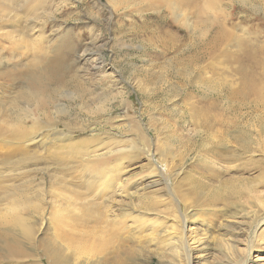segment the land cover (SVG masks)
<instances>
[{"label":"rangeland","instance_id":"1","mask_svg":"<svg viewBox=\"0 0 264 264\" xmlns=\"http://www.w3.org/2000/svg\"><path fill=\"white\" fill-rule=\"evenodd\" d=\"M260 93L264 0H0V264H264Z\"/></svg>","mask_w":264,"mask_h":264},{"label":"bare ground","instance_id":"2","mask_svg":"<svg viewBox=\"0 0 264 264\" xmlns=\"http://www.w3.org/2000/svg\"><path fill=\"white\" fill-rule=\"evenodd\" d=\"M190 28V27H189ZM191 29V31H192V28H190ZM216 42L215 41H212L210 44H215ZM205 48H206V46H205ZM197 56V55H196ZM196 56H195V58H196ZM196 61H199V60H196ZM97 68H99V67H97ZM105 75H103V77H104ZM106 77V76H105ZM222 87V86H221ZM231 96H234V95H236V93L235 92H231V94H230ZM246 99L247 98H244V99H242V101H246ZM255 102L257 103V104H261V105H263L264 106V95L263 94H259V96H257V98H256V100H255ZM246 103V102H245ZM215 123H217V119H215V120H213V122L211 123L210 121H206L205 122V125H206V127H211L212 125H215ZM206 132V134L208 135V137H206V139H204L205 141H203L201 144H200V147L204 150V151H212V150H210V148L208 147V145L209 146H211V142L213 143V147H214V145H215V143L217 144V143H219V141H217L216 140V135H213V132H212V130H207V131H205ZM205 135V134H204ZM173 136V135H172ZM175 137V136H174ZM215 137V138H214ZM205 138V137H204ZM182 140H184V139H182ZM206 140H209V141H206ZM211 141V142H210ZM222 141V140H221ZM188 142V143H187ZM187 142H185L184 144H190L189 142L190 141H187ZM192 142V141H191ZM208 142V143H207ZM179 143L180 144H183L181 141H179ZM221 143V142H220ZM183 144V145H184ZM187 145L185 146V147H187ZM190 146V145H189ZM133 147V146H132ZM188 148V147H187ZM216 148L217 147H215V148H213V149H215L216 150ZM218 150V149H217ZM125 152V151H124ZM215 153H216V151H215ZM214 153V154H215ZM219 153V152H218ZM217 153V154H218ZM120 157V156H119ZM235 158H237V157H235ZM207 163V165H208V163H209V165L210 164H213L210 160L209 161H207L206 162ZM207 166V168L208 169H210V170H208L209 172H210V174L212 173V174H215L216 175V170L214 169V167H211V166ZM215 165V164H214ZM239 166V165H238ZM213 169V170H212ZM220 169V168H219ZM242 169V168H241ZM221 170V169H220ZM155 181H157V185H160V184H163V183H165L164 181H163V177L161 176V174L159 175V178H157ZM197 183H195V181H192V180H190L189 181V186L191 187L190 189H189V191L190 190H192V189H196L197 187H198V185H200V183L198 184V181H196ZM165 185V184H164ZM167 185V184H166ZM158 190H160V189H158ZM187 193V192H186ZM187 197V194H184V196H183V198H186ZM19 223H22V221H20ZM182 235V234H181ZM174 238H176V240H178L179 242H181L182 240H181V236H180V234H178V236H176V237H174ZM193 238V237H192ZM183 239V238H182ZM185 239V238H184ZM191 240V239H190ZM195 240V239H194ZM192 241V240H191ZM196 241H192V243H195ZM263 260H264V257H263Z\"/></svg>","mask_w":264,"mask_h":264}]
</instances>
